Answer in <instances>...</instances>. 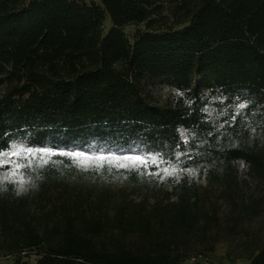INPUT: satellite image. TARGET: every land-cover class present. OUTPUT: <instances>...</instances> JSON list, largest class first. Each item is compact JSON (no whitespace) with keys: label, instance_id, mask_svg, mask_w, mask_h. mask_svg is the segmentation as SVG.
I'll return each mask as SVG.
<instances>
[{"label":"trees","instance_id":"trees-1","mask_svg":"<svg viewBox=\"0 0 264 264\" xmlns=\"http://www.w3.org/2000/svg\"><path fill=\"white\" fill-rule=\"evenodd\" d=\"M98 1L0 0V154L18 139L59 152L138 149L184 172L149 188L145 173L109 175L66 155L34 163L35 206L13 182L0 188V255L187 264L233 236L249 264H264V0ZM132 24L146 25L134 43ZM159 80L176 90L164 102L150 94ZM211 105L229 107L219 122ZM107 176L123 181L118 191Z\"/></svg>","mask_w":264,"mask_h":264},{"label":"rangeland","instance_id":"rangeland-1","mask_svg":"<svg viewBox=\"0 0 264 264\" xmlns=\"http://www.w3.org/2000/svg\"><path fill=\"white\" fill-rule=\"evenodd\" d=\"M85 1L91 3L94 0ZM96 2L99 1L96 0ZM165 13H167V11ZM112 26V20L110 16H107L104 23L105 35L110 31ZM183 26L184 25L177 26L176 29H181ZM145 29V24H132L126 26L124 28V32L129 41L134 43L138 31H144ZM150 92L155 100L164 102L170 94L176 93V90L164 81L159 80L150 87ZM235 100L238 101V99ZM228 108L229 107L220 108L211 105L207 108V111L213 121L219 122L224 116H226ZM28 149H32L33 151H28ZM42 149H47L48 151H41ZM13 153L18 154L14 155ZM65 153H83L84 155L82 156H66L71 157L74 162L81 167L97 168L98 170H101L103 166H107L109 175L115 170H133L137 171L139 174L145 173L148 178L147 182L149 188H154L156 184H161L162 180L167 177L177 179L184 172V169L180 165L168 167L161 163L157 156H150L138 149L124 150L114 153L107 148H102L99 151H96L95 149L79 150L70 148L66 152H59L54 151L53 147L50 145L46 147H32L25 140L18 139L12 143L9 150L0 154V188H2L6 182H13L17 196L32 193L34 180L29 175L31 166L37 162L44 164L52 160L56 154L65 155ZM100 157H104V159H100ZM126 157H141L146 160V163L126 159ZM154 166H157V169H154ZM247 170V164L243 160H240L239 176L241 179L247 177ZM188 174L190 179H197V172L194 170H188ZM106 179L108 185L114 192L118 191L123 184V181H116V178H110L107 176ZM248 180L247 189L250 192L255 191V193H257L261 190V185H259L255 180ZM201 182L206 184L204 180ZM70 187H73V182L70 183ZM101 189V184H97L95 186L91 197L92 200H96V196ZM257 189L258 191H256ZM144 191H146V189ZM55 193L57 194L58 191H55ZM34 194L35 193H32L31 195V202H33V206H35L37 200L36 197H34ZM53 199L55 198L53 197ZM258 223H260V220L255 221L253 226H258ZM111 237L112 240L115 239L113 235H111ZM242 240V237L235 238L233 236L223 239L221 242L216 244L213 251H205V254L197 257L196 260L191 259L187 262V264H205V260L207 259L209 260V264H249V260L244 255V250L240 247ZM127 242L132 244L134 240L129 238ZM38 254L39 249L26 251L9 257L0 255V264H34L38 258Z\"/></svg>","mask_w":264,"mask_h":264},{"label":"snow or ice","instance_id":"snow-or-ice-1","mask_svg":"<svg viewBox=\"0 0 264 264\" xmlns=\"http://www.w3.org/2000/svg\"><path fill=\"white\" fill-rule=\"evenodd\" d=\"M241 108L245 107L244 105H240ZM28 151H33L32 149H28ZM41 151H48L47 149H42ZM14 155L18 154V153H13ZM65 155H72V156H82L84 155L83 153H65ZM100 159H104V157H100ZM126 159H131V160H135V161H141V162H145L146 160L144 158L141 157H126Z\"/></svg>","mask_w":264,"mask_h":264},{"label":"built area","instance_id":"built-area-1","mask_svg":"<svg viewBox=\"0 0 264 264\" xmlns=\"http://www.w3.org/2000/svg\"><path fill=\"white\" fill-rule=\"evenodd\" d=\"M194 260H196L197 259V257H194L193 258ZM205 264H209V260L207 259V260H205Z\"/></svg>","mask_w":264,"mask_h":264}]
</instances>
